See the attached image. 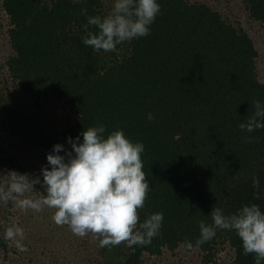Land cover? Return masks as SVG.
I'll use <instances>...</instances> for the list:
<instances>
[{"label": "trees", "instance_id": "obj_1", "mask_svg": "<svg viewBox=\"0 0 264 264\" xmlns=\"http://www.w3.org/2000/svg\"><path fill=\"white\" fill-rule=\"evenodd\" d=\"M240 1L249 20L264 28V0ZM157 2L161 12L150 35L121 43L115 52L96 53L83 38L98 30L80 10L103 17L110 9L103 0H2L13 51L6 65L24 93L66 103L73 122L62 131L65 137L75 139L103 124L105 137L122 130L133 143L144 144L141 158L151 190L138 210L140 222L155 213L164 219L151 245L134 253L126 246L119 264H145L146 256L173 253L185 241L205 263L217 264L223 244L233 251L228 264H255L253 255H243L234 231L218 229L199 247L195 241L199 222L212 223L213 207L225 215L251 204L264 211V129L239 128L252 115L253 101L264 103L258 49L245 27L204 2ZM148 113L155 119H147ZM246 136L258 140L246 142ZM4 168L24 170L0 143ZM253 177L260 181L259 200L253 197ZM8 245L0 237V249Z\"/></svg>", "mask_w": 264, "mask_h": 264}, {"label": "clouds", "instance_id": "obj_2", "mask_svg": "<svg viewBox=\"0 0 264 264\" xmlns=\"http://www.w3.org/2000/svg\"><path fill=\"white\" fill-rule=\"evenodd\" d=\"M160 12L157 0H114L111 11L103 17L88 16L87 9L82 8L80 14L86 16L87 25L98 30L88 32L83 43L96 53L115 52L121 43L150 35V26ZM147 119L155 117L148 113ZM239 128L248 133L264 129V103L254 100L252 115L239 123ZM105 132L103 124L84 129L75 139H67L71 150L55 144L46 157L48 166L41 168L42 180L9 172L5 176L10 175L11 182L7 188L0 187V201H14L25 212L54 210L51 219L57 226H68L78 237L92 234L101 248L111 250L124 243L134 253L136 247L151 245L164 217L163 213H155L140 222L138 210L144 207L151 190L141 158L145 146L130 141L122 130L107 137ZM245 140L258 138L246 136ZM37 184L44 190L39 191L40 197H27L26 193L37 191ZM252 187L257 189L254 199H261L257 177H253ZM210 216L211 224L199 222L197 247L212 241L218 229L234 231L242 241L243 255H253L255 264L264 262V211L259 205H244L230 215L213 207ZM23 239L21 227L13 225L6 230L5 240L15 241L18 250L26 252ZM185 244L188 249L193 246L190 241Z\"/></svg>", "mask_w": 264, "mask_h": 264}, {"label": "rangeland", "instance_id": "obj_3", "mask_svg": "<svg viewBox=\"0 0 264 264\" xmlns=\"http://www.w3.org/2000/svg\"><path fill=\"white\" fill-rule=\"evenodd\" d=\"M109 12L114 0H103ZM201 1L218 10L234 25L245 27L255 41L259 56L257 58L259 79L264 82V28L260 22H251L245 6L240 0H190ZM9 21L0 0V143L7 154L16 155L24 170L18 174L39 176L41 168L48 166L47 155L55 144L64 145L71 150L62 131L73 122L70 109L62 100L39 98L24 93L18 82L11 76L6 65L13 54L8 35ZM61 152L60 155H64ZM8 169L0 171V187L10 184ZM35 190L26 193L27 197L37 199L43 192L39 184ZM40 191V192H39ZM54 210L45 208L41 212L22 211L14 201H0V237L5 238L9 227L19 226L24 230L21 243L26 252L18 250L15 241H9L5 249H0V264H119L125 256L122 243L114 250L101 248L98 238L92 234L85 237L74 235L68 226H57L51 219ZM119 249V250H118ZM233 256L227 245L218 247L215 260L217 264H228ZM145 264H214L202 261L201 252L188 249L182 244L175 252H164L159 256L148 255Z\"/></svg>", "mask_w": 264, "mask_h": 264}]
</instances>
